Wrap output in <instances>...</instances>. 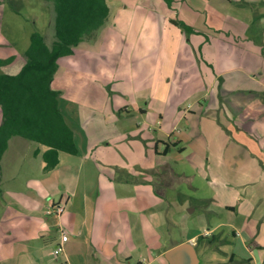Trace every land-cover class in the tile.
Here are the masks:
<instances>
[{
  "label": "crops",
  "instance_id": "obj_1",
  "mask_svg": "<svg viewBox=\"0 0 264 264\" xmlns=\"http://www.w3.org/2000/svg\"><path fill=\"white\" fill-rule=\"evenodd\" d=\"M159 1L160 8L149 7L143 0H138L136 7L109 2L113 6L114 19L101 29V52L96 57L104 60L105 66L107 61L125 57H130V63H137V70H132L130 74L131 83L124 79L122 83L121 91L128 100L122 102L121 99L114 104L115 99H110L109 111L114 115L118 110L122 116L133 113L142 122L147 120V113L151 111L153 120L157 117L155 122L159 126L165 120L177 124L187 119L189 123L186 112L181 114L180 105L170 100V95L180 87L177 78L182 81V72L173 66L179 49L185 44L186 47L199 48L203 62L212 69L210 76L201 72L204 80H207V88L209 86L204 97L209 95L210 101L207 104L200 101L193 114L211 121L221 120L220 116L223 115L232 122L237 118L239 122H244L241 115L245 113L250 121L261 122L264 119V79L248 73L247 69L255 71L260 68L258 60L264 49V9L258 8L264 7V0H225L234 6L246 4L253 8L250 16H234L224 12L219 6L224 0H174L172 7H176L175 10H170L169 6L166 8L164 0ZM169 11L174 12L169 14ZM142 16L143 22L138 25L140 29L136 30L134 27ZM120 20L125 23L124 28L117 30L118 37L107 36L103 40L102 34L117 28ZM174 21L184 22L195 30L187 36ZM151 47L155 49L151 51ZM74 54L72 56L75 57ZM144 62L150 63L149 69L154 68L149 78L138 70V66ZM199 64L204 66L202 61ZM176 73L177 76L171 80V75ZM258 75H262V72ZM160 80L162 84L159 85ZM148 82L150 84L146 85ZM169 83L170 89L166 87ZM163 94L166 97L162 103L159 96ZM129 99H132L130 104ZM141 99L146 101L145 104L141 103ZM233 99H239L235 104L238 112L231 107ZM134 131V136L139 137L140 124ZM243 132L245 138L233 143L238 144L239 149L246 150L248 156L245 159L255 161L258 166L261 164L262 168L257 178L248 181L254 188L237 191L238 207L224 203L227 210L225 221L219 218L218 222L209 223L205 230L190 239L193 241L202 235L208 240L215 235L218 240L216 244L203 247L198 252L200 264H264V144L248 140L257 137L254 131ZM79 136L77 133L76 137L79 142L82 140L80 145L83 146V138ZM139 139L144 140L142 136ZM110 141L107 140V146L112 147ZM92 146L87 151L83 149L81 158L97 160L101 156L105 161L107 153L93 156ZM45 150L46 146L15 136L9 139L0 159V264H155L159 259L158 254H151L147 259H136L137 262L133 258V251L140 254L143 248V241L139 244V238L144 236V227L140 225L141 200L126 199L132 197V186L122 185L124 196L121 197L115 178L105 179L101 172L97 174L95 184L85 181L82 185L85 167L75 161L73 164L64 162L50 174L44 173L42 157ZM232 153V158L227 156L230 158L227 162L223 156L212 153V157L219 164H228L231 168L230 160L241 159L238 150ZM158 154L163 153L159 151ZM159 163H164L162 158H158L154 168ZM35 171H43L44 175ZM168 171L169 174L173 172L171 168ZM61 185L64 191L58 204L65 206L64 212L48 215L42 209L43 203L40 204L46 199L53 203L52 206L58 205L51 200V196L58 193ZM155 185L156 195L164 196L161 177L159 183L155 181ZM223 227V240H220L216 234ZM150 239L148 249L152 245ZM60 244H63V249L59 251L57 247ZM59 254L61 261L58 260Z\"/></svg>",
  "mask_w": 264,
  "mask_h": 264
},
{
  "label": "rangeland",
  "instance_id": "obj_2",
  "mask_svg": "<svg viewBox=\"0 0 264 264\" xmlns=\"http://www.w3.org/2000/svg\"><path fill=\"white\" fill-rule=\"evenodd\" d=\"M110 1L116 5L118 3L136 7L138 0H108V2ZM143 2L149 7H161L159 0H143ZM219 6L223 8L224 12L232 13L234 16L242 14L250 16L253 13V8L250 9L246 4L234 6L224 0ZM53 8L52 0H0V58H7L13 54L16 56V60L12 63L0 66V74H16L21 71L26 62L25 51L30 44L32 32L42 33L48 44L54 42L55 14ZM175 8L169 6L170 10H175ZM263 9L264 7L261 6L258 8V10ZM173 12L169 11V14ZM113 19L112 14L109 22H112ZM142 22L143 16L140 17L137 24L134 23L137 25L134 28L140 29L138 25ZM124 23V20H120L117 28L102 34V39L104 40L107 36L117 38V30L124 28ZM102 28L92 38H86L74 48L75 57L68 55L59 60L51 87L60 94L58 107L65 117L64 121L74 132L77 152L60 151L58 164L48 170L44 167V173L50 174L56 171L57 166L59 167L64 162L69 164L77 162L84 164L85 167V172L81 177L82 185L85 181L95 184L96 176L101 172L105 179L115 178V182L118 184V193L123 197L122 185L130 184L133 189L130 194L133 198L128 196L126 199L141 200L140 225L144 227V236L139 238V244L143 241V248H141L140 254L136 250L133 251L134 261L147 259L151 254L154 256L158 254L159 259L155 264H170L164 256L168 248L187 241V239L190 240L196 233L205 230L209 223L211 225L218 222L219 218L225 221L227 210L224 203L228 202V204L238 207L237 191L254 188L253 184L248 181L257 178V173L262 165L258 166L255 161L245 159V156H248L246 150L239 149L238 144L235 145L233 142L245 138L246 134L243 130H249V132L254 131L257 135V137H253L254 139L248 138L250 142L256 141L264 144V119L261 122L250 121L245 113L241 115L244 122H239V118L232 122L223 115L220 116L221 120L217 121H211L199 114L195 116L193 110L196 113L198 103L201 101L202 104H207L210 101L209 95L204 97L207 90L209 91V86L207 88V80H204L201 72H204L203 74L206 72L205 75L210 76L212 69L203 62L199 48L186 47L185 44L179 49L173 66L174 69L177 67L182 72V81L177 78L180 87L170 95V100L180 105L181 114L186 112V117L190 119L189 123H187V119H182L177 124L174 121L166 122L167 120H165L159 126L155 122L157 117L153 120L154 114L151 111L147 113L145 122H142V119L133 113L122 116L117 110L113 115L109 111L110 103H112L110 99H115L114 104L121 99L122 102L128 100L127 95L121 91L122 83H124L123 79L127 80L128 84L131 83L130 74L132 70H137V63H130V57H125L107 61L105 66V61L96 57V54L101 52L99 37ZM183 33L187 36L191 35L185 31ZM154 49L151 47L150 50ZM263 50H261L258 60L259 70L247 69L248 73L251 72L252 75L262 79H264ZM262 56L263 59H261ZM201 61L204 66L199 64ZM149 65L150 63L144 62L142 66H138V70H141L143 75L146 73L148 78L154 72V68L149 69ZM259 72H262V75H258ZM176 76L177 73L171 75V80ZM104 79L105 82L101 83ZM148 84L150 82L146 83V85ZM160 84H162L161 80ZM170 84H166L169 89ZM138 87L144 89L141 85ZM241 95L243 94L239 96ZM165 97V94L160 95V102H164ZM237 100L239 99L231 100V107L234 111H237V107H235ZM131 101L132 99H129L128 103L130 104ZM140 101L142 104L146 102L144 99ZM238 110H240L239 107ZM2 116L0 106V123ZM262 117L264 118V114ZM137 124H140L139 137L142 136L144 140L134 136ZM235 127L242 129L236 130ZM77 133L80 135L79 138H83L84 148L82 144L80 145L82 140L79 142L76 137ZM107 140H111L109 144L112 147L107 146ZM167 143L175 144L170 146L166 155H159V151L165 152ZM255 144L250 145L255 147ZM90 146L94 148L93 156L103 155V152H106L105 161H102L101 156L100 160H93L92 157L86 160L81 158L83 149L87 151ZM233 150H238V153H241V159L230 160L231 168L228 164H219L217 159L212 157V153L216 156H223L227 162L230 159L227 156L232 158L234 155ZM158 158H162L163 166L171 168L175 174L174 178L167 182L162 176L151 173V170L155 172L156 168L157 171L162 168L160 166L162 162L154 168ZM234 161L236 163H233ZM242 162H246V168ZM34 173L44 175L43 171ZM246 174L252 177H248ZM160 177L164 185V196L162 197L157 196L155 191V181L159 183ZM157 185L159 186V184ZM63 191V186H59L58 193L51 196V200H55V203L58 204ZM42 203L43 211L53 204L46 199L40 205ZM36 210L38 212L39 208ZM153 221H155L154 225ZM224 229V227L221 228L216 234L220 240H223L221 231ZM149 239L152 244L150 249H148ZM193 241L198 246V252L203 250V247H207L210 242L209 239H202V242L198 243V238ZM58 260H62L60 254Z\"/></svg>",
  "mask_w": 264,
  "mask_h": 264
},
{
  "label": "trees",
  "instance_id": "obj_3",
  "mask_svg": "<svg viewBox=\"0 0 264 264\" xmlns=\"http://www.w3.org/2000/svg\"><path fill=\"white\" fill-rule=\"evenodd\" d=\"M52 1L55 14L54 42L48 44L42 33L32 32L30 44L25 51L26 62L21 71L16 74H0V106L3 113L0 124V159L8 147L9 139L20 136L48 146L43 154L47 170L58 164L60 151L77 152L74 132L64 121L65 117L58 107L60 94L51 87L59 60L73 55L77 45L107 25L113 9L108 0ZM164 1L170 7L174 3V0ZM174 22L188 34L195 30L184 22ZM15 60L14 54L0 58V66ZM166 145L165 155L172 143ZM160 166L162 168L159 171L156 168L151 173L162 176L164 180L174 178V172L169 174L167 166ZM205 238L200 235L198 243ZM209 241V245H213L218 240L214 235Z\"/></svg>",
  "mask_w": 264,
  "mask_h": 264
},
{
  "label": "water",
  "instance_id": "obj_4",
  "mask_svg": "<svg viewBox=\"0 0 264 264\" xmlns=\"http://www.w3.org/2000/svg\"><path fill=\"white\" fill-rule=\"evenodd\" d=\"M164 256L170 264H200L196 243L191 240L168 248Z\"/></svg>",
  "mask_w": 264,
  "mask_h": 264
},
{
  "label": "built area",
  "instance_id": "obj_5",
  "mask_svg": "<svg viewBox=\"0 0 264 264\" xmlns=\"http://www.w3.org/2000/svg\"><path fill=\"white\" fill-rule=\"evenodd\" d=\"M64 209H65V206L63 204H58V205L51 206L50 208H47L46 213L48 215H51V214L60 215V214H62L64 212ZM63 237L64 238L66 237V233L65 232L63 233ZM62 245L63 244L58 245L57 250H59V251L62 250L63 249Z\"/></svg>",
  "mask_w": 264,
  "mask_h": 264
}]
</instances>
